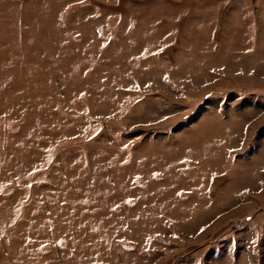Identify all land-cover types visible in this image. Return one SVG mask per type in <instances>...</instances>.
<instances>
[{"label":"rangeland","instance_id":"374dc122","mask_svg":"<svg viewBox=\"0 0 264 264\" xmlns=\"http://www.w3.org/2000/svg\"><path fill=\"white\" fill-rule=\"evenodd\" d=\"M264 0H0V264H264Z\"/></svg>","mask_w":264,"mask_h":264},{"label":"built area","instance_id":"2783aa9c","mask_svg":"<svg viewBox=\"0 0 264 264\" xmlns=\"http://www.w3.org/2000/svg\"><path fill=\"white\" fill-rule=\"evenodd\" d=\"M263 205H264V199H263Z\"/></svg>","mask_w":264,"mask_h":264}]
</instances>
